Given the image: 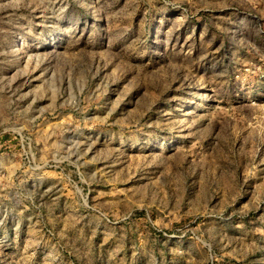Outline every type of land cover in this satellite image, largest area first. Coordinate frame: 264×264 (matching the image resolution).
<instances>
[{
  "label": "rangeland",
  "instance_id": "obj_1",
  "mask_svg": "<svg viewBox=\"0 0 264 264\" xmlns=\"http://www.w3.org/2000/svg\"><path fill=\"white\" fill-rule=\"evenodd\" d=\"M0 264H264V0H0Z\"/></svg>",
  "mask_w": 264,
  "mask_h": 264
}]
</instances>
